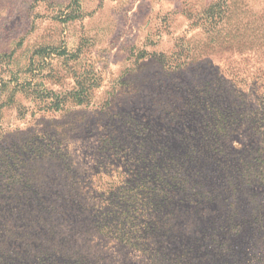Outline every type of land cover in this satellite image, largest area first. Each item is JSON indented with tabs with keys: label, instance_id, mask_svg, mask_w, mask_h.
I'll return each mask as SVG.
<instances>
[{
	"label": "rangeland",
	"instance_id": "rangeland-1",
	"mask_svg": "<svg viewBox=\"0 0 264 264\" xmlns=\"http://www.w3.org/2000/svg\"><path fill=\"white\" fill-rule=\"evenodd\" d=\"M0 264H264V0H0Z\"/></svg>",
	"mask_w": 264,
	"mask_h": 264
},
{
	"label": "trees",
	"instance_id": "trees-1",
	"mask_svg": "<svg viewBox=\"0 0 264 264\" xmlns=\"http://www.w3.org/2000/svg\"><path fill=\"white\" fill-rule=\"evenodd\" d=\"M224 2V1H223ZM225 4V2H224ZM216 5V4H215ZM214 7V6H213ZM225 12V8L223 6H221L220 12L219 14L223 15V13ZM80 100V99H79Z\"/></svg>",
	"mask_w": 264,
	"mask_h": 264
}]
</instances>
